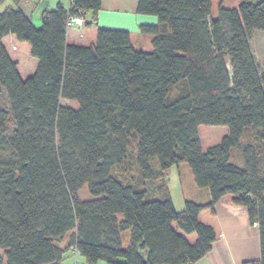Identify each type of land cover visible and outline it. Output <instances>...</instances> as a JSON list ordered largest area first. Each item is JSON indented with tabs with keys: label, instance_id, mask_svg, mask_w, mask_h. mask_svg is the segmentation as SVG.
<instances>
[{
	"label": "trees",
	"instance_id": "1",
	"mask_svg": "<svg viewBox=\"0 0 264 264\" xmlns=\"http://www.w3.org/2000/svg\"><path fill=\"white\" fill-rule=\"evenodd\" d=\"M250 1L213 17L211 0H139L138 13L158 17L142 27L151 52L136 50L124 30L99 28L88 46L67 42L68 15L96 19L102 0L60 4L40 27L20 9L0 13V264H64L73 245L89 264H193L217 237L200 213L224 196L259 225L261 259L244 264H264V156L241 142L252 128L264 150V71L251 47L252 31L264 30V0ZM9 35L38 60L27 79L3 43ZM201 125L228 134L204 151ZM131 146L143 180L162 181V198L114 173ZM233 148L244 167L231 162ZM181 162L209 189L208 204L176 209L166 178ZM84 187L92 199H80Z\"/></svg>",
	"mask_w": 264,
	"mask_h": 264
},
{
	"label": "crops",
	"instance_id": "2",
	"mask_svg": "<svg viewBox=\"0 0 264 264\" xmlns=\"http://www.w3.org/2000/svg\"><path fill=\"white\" fill-rule=\"evenodd\" d=\"M69 3V0H0V13L8 8L20 9L36 27H40L45 12L54 10L60 4L68 7ZM138 3L139 0H102V8L98 12L97 18L94 19L92 13H89L84 19V26L73 27L67 31V42L88 46L96 42L99 28L124 30L130 33L132 46L136 50L151 52L153 50V35L142 32V27L157 26L158 17L138 13ZM3 43L9 55L18 63L22 78L27 79L33 75L37 69L38 60L32 55L30 57V45L26 46L24 42L18 41L13 35L6 36ZM11 50L16 53V56H12ZM170 174L171 170L167 176ZM168 187L172 198L169 184ZM186 201L206 205L211 201L210 191L204 188L197 192L193 199L184 202ZM199 218L201 222L214 228L217 237L211 250L193 264H244L261 259L259 225L250 220L248 209L245 206L233 202L232 196L222 197L214 205L213 210H203ZM65 237L56 241V244L65 247L69 243V241L64 242ZM78 263L89 264L81 255L78 256ZM64 264H74L73 254L70 250L65 254ZM96 264L106 263L100 261Z\"/></svg>",
	"mask_w": 264,
	"mask_h": 264
},
{
	"label": "rangeland",
	"instance_id": "3",
	"mask_svg": "<svg viewBox=\"0 0 264 264\" xmlns=\"http://www.w3.org/2000/svg\"><path fill=\"white\" fill-rule=\"evenodd\" d=\"M262 0H251L250 3L257 5ZM243 0H211V15L216 17L218 14L219 7L222 5L228 9H237L242 4ZM87 29V28H85ZM25 45H29L27 42H24ZM251 47L254 52L256 62L259 65L260 71H264V30L255 29L251 34ZM11 49V47H10ZM12 56H16V53L11 50ZM30 57L31 54H30ZM64 104L78 109L79 103L75 100H64ZM1 105L9 109L10 104L8 101V94L6 89L2 91ZM10 129L13 128L12 121L9 125ZM228 134V127L226 126H209L201 125L199 127V136L202 142L203 150H207L208 147L217 145L221 142L222 138ZM242 143L248 144L251 143L255 145V151L258 153L259 157L264 156V150L259 148V132L252 128L247 129L244 137L242 138ZM231 162L236 163L237 165L244 167V158L240 148L232 149ZM153 165L156 169L159 168V165L156 160H154ZM114 173L117 176L121 177L125 181H131L133 184H144L146 181L143 180L140 176L138 167L135 165V151L134 147L131 146L129 149V156L126 161L115 168ZM167 183L169 184L172 192V199L177 210L184 208V201L188 199H193L197 192L202 191L204 188H200L196 185L194 181V176L192 170L187 162H181L177 166L172 167L171 174L167 176ZM147 187L152 191L156 198H162V194L158 190V187L162 184V181L146 182ZM206 189V188H205ZM80 199L89 200L92 199L88 188L84 187L79 192ZM174 227L177 231L184 235V233L178 228L177 224H174ZM130 231H126L123 234V246L127 248L130 243ZM191 242H194L196 235L192 234L187 236ZM69 241V235L65 237L64 242ZM0 258L4 260V263L7 262V249L0 248Z\"/></svg>",
	"mask_w": 264,
	"mask_h": 264
},
{
	"label": "built area",
	"instance_id": "4",
	"mask_svg": "<svg viewBox=\"0 0 264 264\" xmlns=\"http://www.w3.org/2000/svg\"><path fill=\"white\" fill-rule=\"evenodd\" d=\"M84 24H85V21L83 18L68 15V18L66 21V31L70 30L73 27H82V26H84ZM70 251L73 254L74 264H79L78 263V247H77V245L71 246Z\"/></svg>",
	"mask_w": 264,
	"mask_h": 264
},
{
	"label": "water",
	"instance_id": "5",
	"mask_svg": "<svg viewBox=\"0 0 264 264\" xmlns=\"http://www.w3.org/2000/svg\"><path fill=\"white\" fill-rule=\"evenodd\" d=\"M228 66H230V63H228Z\"/></svg>",
	"mask_w": 264,
	"mask_h": 264
}]
</instances>
